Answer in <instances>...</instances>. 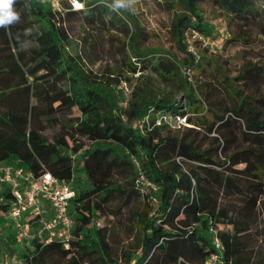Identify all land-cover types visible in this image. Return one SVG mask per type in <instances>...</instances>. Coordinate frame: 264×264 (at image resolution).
Instances as JSON below:
<instances>
[{"label": "trees", "instance_id": "obj_1", "mask_svg": "<svg viewBox=\"0 0 264 264\" xmlns=\"http://www.w3.org/2000/svg\"><path fill=\"white\" fill-rule=\"evenodd\" d=\"M81 1L83 9L57 11L41 0H16L18 20L0 26V169L21 167L34 176L48 170L76 193L71 247L33 240L24 248L7 219L14 197L3 187L0 261L18 254L26 264H115L108 229L91 224L111 205L129 207L137 196L143 198L137 213L143 235L124 247L125 264H207L217 252L215 238L224 248L222 264H264V97L244 94L227 76L223 82L195 78L207 49H200L196 63L185 32L213 36L197 5L203 0H176L186 11L172 24L189 55L184 66L168 52L142 50L141 27L126 0ZM213 1L230 24L238 19L234 39L249 42L245 27L258 13L255 0ZM71 20L83 26L81 40L69 33ZM105 21L129 37L123 49L133 60L117 74L94 71L82 54L83 42L92 45ZM186 66L193 69L192 81L182 71ZM253 69L240 77L254 82ZM125 72L139 74L135 88ZM154 75L181 91L198 118L179 112V101L155 87ZM124 82L132 89L127 106ZM164 112L186 117L184 134L156 125V114ZM145 116L141 130L135 122ZM202 129L213 137L206 149L193 136ZM134 159L158 186L156 202L138 188Z\"/></svg>", "mask_w": 264, "mask_h": 264}, {"label": "rangeland", "instance_id": "obj_2", "mask_svg": "<svg viewBox=\"0 0 264 264\" xmlns=\"http://www.w3.org/2000/svg\"><path fill=\"white\" fill-rule=\"evenodd\" d=\"M132 9L138 24L141 27L142 50L157 49L162 52H168L177 57L184 66L189 55L182 51L180 43L172 31V24L176 18L185 13V7L176 0H126ZM200 13L204 20L213 27L215 32L217 19L223 18L231 33V40L226 44L221 53L202 51L203 59L198 67L194 68V76L197 79L205 78L207 81H224L227 78L244 94H251L264 97V33L261 26H264V0H255V7L258 11L251 23L245 29L251 34L249 42L234 39L233 33L238 27V19H233L231 24L227 18L226 10L213 0H203L197 3ZM106 24L98 28L93 33V44L83 42L82 54L87 60L90 68L102 74L119 73L127 70L126 64L132 61L128 48L125 53L123 42L128 43L129 37L120 34L115 30H109ZM69 33L75 40H81L84 28L76 21L68 23ZM134 33V28L131 29ZM80 44V43H79ZM81 49V47H79ZM252 67L258 73L254 82L244 81L242 73L245 68ZM128 85L133 89L140 82L137 80V74L125 72ZM241 79H240V78ZM153 84L160 90L171 94L173 100L179 101V112H187L188 116L194 117L195 113L187 105L182 92L174 89L170 85H165L156 75L153 77ZM205 116V115H204ZM211 118L209 114L206 115ZM199 122L203 121L198 120ZM170 122L175 125L172 127L171 134H184V130L178 128L175 118ZM182 128V127H181ZM180 130V131H178ZM197 130V129H196ZM199 135L192 133L197 137L203 149L212 145V135L208 136L206 131L198 130ZM48 137H52V131L47 130ZM143 207V198L135 197L129 207H119V204H113L105 213H101L94 219L98 228L106 227L108 229V238L112 247V260L115 264H125L121 260V252L124 247L133 240L136 241L143 235V226L138 220L137 213L141 212ZM97 224V225H96ZM59 264H69L66 259H60ZM86 264V263H85Z\"/></svg>", "mask_w": 264, "mask_h": 264}, {"label": "built area", "instance_id": "obj_3", "mask_svg": "<svg viewBox=\"0 0 264 264\" xmlns=\"http://www.w3.org/2000/svg\"><path fill=\"white\" fill-rule=\"evenodd\" d=\"M57 11L80 10L84 8L81 0H41ZM66 4V5H65ZM216 25L213 36H205L194 30L185 32L187 51L193 56L197 63L200 58V49H207L209 52L221 53L225 49V41L230 37L227 25L223 18L214 22ZM198 42V44H196ZM183 73L190 81L193 80V69L190 66L182 68ZM124 90L123 105L127 106L131 95V88L127 83H122ZM175 118L178 128L189 126L186 117L181 114L171 112L157 113L156 125L162 123L174 127L170 122ZM149 117L145 116L135 122L137 127L144 130L148 124ZM138 167L137 186L144 193L151 195L153 202L157 201L156 192L158 186L148 179L139 168L138 162L134 159ZM8 187L14 197L10 206L7 219L10 220L19 234V239L24 248H32L33 240L41 244L59 242L65 249L71 247L75 239L74 219L70 215V203L76 193L70 184L61 181L48 170L39 176H34L30 171L21 167L5 165L0 169V190ZM161 226V223L158 222ZM214 245L217 250L212 254L207 264H222L223 245L220 239L215 238ZM0 264H26L24 258L18 254L9 259L0 261Z\"/></svg>", "mask_w": 264, "mask_h": 264}, {"label": "clouds", "instance_id": "obj_4", "mask_svg": "<svg viewBox=\"0 0 264 264\" xmlns=\"http://www.w3.org/2000/svg\"><path fill=\"white\" fill-rule=\"evenodd\" d=\"M16 0H0V26L12 24L18 20V13L13 10Z\"/></svg>", "mask_w": 264, "mask_h": 264}]
</instances>
